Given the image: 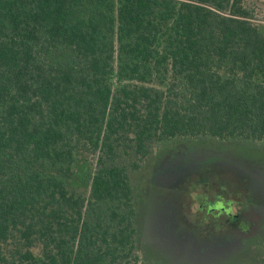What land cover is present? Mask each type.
<instances>
[{
	"label": "trees",
	"instance_id": "16d2710c",
	"mask_svg": "<svg viewBox=\"0 0 264 264\" xmlns=\"http://www.w3.org/2000/svg\"><path fill=\"white\" fill-rule=\"evenodd\" d=\"M200 139L264 147L245 0H0V264H152L137 180Z\"/></svg>",
	"mask_w": 264,
	"mask_h": 264
},
{
	"label": "rangeland",
	"instance_id": "374dc122",
	"mask_svg": "<svg viewBox=\"0 0 264 264\" xmlns=\"http://www.w3.org/2000/svg\"><path fill=\"white\" fill-rule=\"evenodd\" d=\"M245 1L264 24V0ZM197 176L208 192L227 184L240 193L242 216L191 225L184 189ZM137 186L140 249L152 264H256L264 255L263 146L179 140L147 163Z\"/></svg>",
	"mask_w": 264,
	"mask_h": 264
},
{
	"label": "clouds",
	"instance_id": "9594fccd",
	"mask_svg": "<svg viewBox=\"0 0 264 264\" xmlns=\"http://www.w3.org/2000/svg\"><path fill=\"white\" fill-rule=\"evenodd\" d=\"M204 185L198 176L185 185L183 215L191 225L198 221L217 225L221 221L230 223L242 216L243 197L240 193L232 192L227 184H221L215 191L208 192Z\"/></svg>",
	"mask_w": 264,
	"mask_h": 264
}]
</instances>
